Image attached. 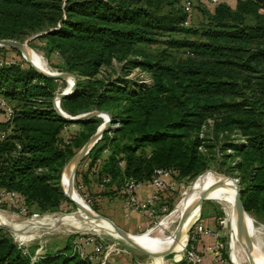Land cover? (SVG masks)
I'll list each match as a JSON object with an SVG mask.
<instances>
[{"label":"trees","instance_id":"16d2710c","mask_svg":"<svg viewBox=\"0 0 264 264\" xmlns=\"http://www.w3.org/2000/svg\"><path fill=\"white\" fill-rule=\"evenodd\" d=\"M178 2L0 0V39L20 40L43 32L33 39L42 41L46 54L58 57L60 71L76 77V88L60 100L61 109L70 115L94 109L111 115L110 128L79 164L77 182L87 186L89 177H94L99 186L109 178L99 192L108 196L121 194L128 177L150 181L155 168H169L188 183L205 170L207 152L216 150L223 156L217 170L238 179L245 211L264 218V0H236L234 8L217 2L206 27H187L195 35L202 33L205 41L168 42L188 49L192 57L173 63L129 59L138 55L141 46L156 43L159 33L189 25ZM7 50L17 52L0 47V52ZM5 59L0 58V97L17 106H10V122L4 120L5 110L0 107V132L11 125L10 132L0 138V188L15 191L28 213L29 206L39 213H52L60 210L62 202H71L60 181L64 165L101 120L66 121L52 103L64 81L39 74L24 65V59L8 64ZM114 60L148 70L152 84L132 89L96 78ZM234 66L245 77L259 72L258 68L261 71L257 89L239 102L231 97L236 83L225 79ZM209 118L213 125L204 129ZM70 124L79 128L63 138L61 133ZM234 130L244 136L243 141H234L230 135ZM158 193L160 205L172 209L173 201H162L169 196ZM160 208L158 212L164 213ZM93 244L103 246L98 240ZM82 248L92 253L91 243H83ZM103 252L82 258L67 243L32 259L34 250L24 252L11 236L0 234V264H98Z\"/></svg>","mask_w":264,"mask_h":264},{"label":"rangeland","instance_id":"374dc122","mask_svg":"<svg viewBox=\"0 0 264 264\" xmlns=\"http://www.w3.org/2000/svg\"><path fill=\"white\" fill-rule=\"evenodd\" d=\"M184 1L185 0H179L177 8H182L183 7L182 4ZM189 1L191 2V8H190L189 14L186 15L187 18H189V25H187L185 29L178 30L172 33H159V35H157L156 37L157 39L156 43L141 46L140 50L137 51L136 53L138 55L136 56L133 54L132 56L129 57V59H132V60L133 58L135 59L137 58L139 60L157 59L164 63H173L175 61H178L179 59L184 60L187 57L191 56V54L189 53L190 51L188 49L182 48V47L180 48L171 47L168 42L170 40H184V39L205 41L206 38L202 35V33L199 35H195L192 32H188L192 30H189V28L187 27H192L194 29H199V30H201L202 27H206L208 18L212 15L214 7L217 3H212L210 0H189ZM235 1L236 0H222V2L230 5L232 8H234L235 6ZM34 34L27 35L23 37L22 39H20L19 41L23 42L26 39H28L27 46L35 50L40 55H42L46 65L50 69H52L55 72L60 71L56 66L60 64L58 57L54 55L46 54L43 49L42 41H40L39 39L31 38ZM17 52L13 50H7L6 52H0V58L7 57V59L12 58L15 60L24 59L22 54L18 50ZM194 57L195 56H193V59L197 61V58H194ZM231 57H234L233 53L231 54ZM234 60L238 61V59H234ZM25 63L29 64L24 59V65ZM258 71L259 72L253 73L251 75H247L245 77L244 73L239 68L234 66L231 71L226 73L225 79L236 83V89L234 93L231 95L232 99H234V102L242 101L241 98L245 94L248 96L251 93V91L257 89L256 81H257V77L261 75L260 68H258ZM96 78L100 79L103 83H107V84H110L111 82H121L125 84L127 87H130L132 89L137 87L138 85L142 86V85L152 84V76L148 70H145L139 66H135L134 64L130 62L124 64L123 62H119L116 60L113 61L112 66L101 70L97 74ZM68 87H69V84H67L66 81H64V85L62 83H59L58 89L55 91L54 96L56 95V93L61 92L64 88H68ZM7 103L11 107L17 106L15 102L7 101ZM88 111H85V112H88ZM80 113H84V112H80ZM99 119L101 120L100 124H102L103 119L101 118ZM0 121H3L2 116L0 118ZM207 124H209V126ZM212 125H213V121L211 118H209L206 120V123L204 124L203 128L204 129L205 128L207 129L208 127L211 128ZM230 135L234 139V141H237V142H241L244 139V136L237 130L232 131ZM201 150L205 151L204 148H202ZM206 155H207L206 160L208 163L204 171L212 170L220 174L228 175L226 173H222L217 170L218 168L217 163L222 164L223 162V156L220 152H217L215 150V152L213 151V153L211 154L207 152ZM66 164L64 166H66ZM63 168L65 169V167ZM228 176L233 177L234 175H228ZM174 178L176 182L175 188L173 190L165 192L164 195H168L169 197L162 199V201L164 200L169 201V202L173 201L174 205L172 209L168 208L167 206L168 204L160 205V202H161L160 200L158 206L161 207L160 208L161 212H164V213H159L157 210V207H155L154 215L151 218H145L144 214L142 215V213L139 211H134L133 214L129 215L128 217H125L124 215H122V217L120 218L123 221H121L120 218H117L116 220L118 223H123L122 224L123 227L127 226L125 223L126 221L129 222V220L133 221L134 219L139 220V225H135L134 227H131L130 230L128 231L126 230V232H129L134 235L142 234L146 232L147 230H149L150 228L157 225L164 217L168 216L173 211V209L175 208L177 203L180 201L185 191H187L189 186L194 181L193 179V181H190L187 183L188 179L181 180V179H178V177H174ZM82 183L83 182H79V181L77 182V180L74 177V187L78 191V193L83 197V199L87 202V204L96 213H99L100 215L113 221L112 218H115L117 214L110 207L109 198L104 199L101 197H97V195L100 193L97 191L96 188L94 187L89 188V186H85L86 185L85 183L83 184ZM61 185H62V180H61ZM168 198H170V200H168ZM162 208H165V209L162 210ZM77 209L78 207H76L72 202L68 203L65 201L62 202L60 206V210L52 211V213H39L31 206H29V213L27 214L20 213L18 211V208L14 206H8V207L1 206L0 207V210H2L4 213L12 217L17 222L19 221L20 222L39 221L46 215H50L54 219L58 218L61 222H63L64 218L62 217V214H65V213L68 214L73 211H76ZM201 213H203V215L205 216H209V218L214 217L217 223L219 220L223 221V224H217L218 229L221 232L220 239L223 242V253L225 256L224 258L225 261L223 262V264H234L231 259V251H232L231 250L232 249L231 217L229 216V209H228L226 202L219 201L216 199L205 200L203 201L202 206H201ZM249 216L254 220L253 226H255V229H256L254 233L255 238L253 236V240L260 246L259 247L260 251L262 252V254H264V218L256 217L250 214ZM197 221H199V216H198ZM175 227H177V223L171 222L169 226L167 227V229H165L166 235H170L176 229ZM77 230L78 229H70L69 231H60V230H55V229L47 230L45 228H42V229H36V230L26 232V234L20 237L17 234L15 235L11 230L0 227V234L11 236L13 240H14V235H15L19 241L24 243L22 245H24L25 250H27L29 253H31L32 250H34L33 257L39 256L46 251L61 248L64 246V244H67V243H69L70 245L76 238H79L82 236L84 239L93 237L94 240H98L102 242L104 246L103 254L107 255V259L109 260L110 258H113L115 263L118 262L119 264H144L146 261L150 259V257L142 254L140 251L126 245L122 240L114 239L108 234H96L90 231H83V230L77 231ZM15 242L18 243L17 240ZM256 247L258 248L257 245ZM182 252H183V249L181 251H174L167 255H164L165 259L167 260V264L177 263V261L181 259ZM229 257L232 263L230 262Z\"/></svg>","mask_w":264,"mask_h":264},{"label":"bare ground","instance_id":"6f19581e","mask_svg":"<svg viewBox=\"0 0 264 264\" xmlns=\"http://www.w3.org/2000/svg\"><path fill=\"white\" fill-rule=\"evenodd\" d=\"M25 48L27 52V59L35 67L45 72H55L46 65L42 55L28 46ZM68 82H70L69 85H71V79H68ZM102 116L105 117V115ZM70 174L71 166H69V163H67L62 173V188L66 195L78 204V209L68 214H62V217L64 218L63 222H61L58 218H52L50 215L44 216L39 221L17 222L12 217L0 210V224L10 226L11 231L20 237L26 234V232L42 228L60 231L78 229L90 231L96 234L115 235L106 220L93 215L94 210L87 204V202L75 189L74 181L70 183ZM203 190H207V192L210 193L214 199L225 201L228 206L229 216L231 217V259L233 263L264 264V254H262L260 251V246L253 240L256 229L255 226L252 225L251 227L250 225V216L246 219L248 233H252V235L249 236L250 241H248L252 248L250 253L245 249L241 239V233L235 227L233 213L235 183L228 176H224L212 170H207L202 175H198L189 186L187 191H185L173 211L168 216L164 217L157 225L142 234L132 235H134L135 239L139 241L146 249L156 253L162 252L168 248H171V252L181 251L184 249L187 242L188 228L197 218V214H193L179 228L175 227L176 229H173L174 231H171L172 233L170 235H166L165 229H167L171 222H176L177 224L179 223L185 211L198 200V196ZM144 264H167V260L165 259L164 255L156 254L154 256H150V259Z\"/></svg>","mask_w":264,"mask_h":264},{"label":"built area","instance_id":"2783aa9c","mask_svg":"<svg viewBox=\"0 0 264 264\" xmlns=\"http://www.w3.org/2000/svg\"><path fill=\"white\" fill-rule=\"evenodd\" d=\"M212 3H217L222 0H210ZM184 11L189 14L190 8H191V2L189 0H185L182 4ZM185 24L189 23V18L184 22ZM5 64L8 63H14L15 60L5 59L3 61ZM2 62H0L1 64ZM0 107H2L5 110V116L4 120L9 121L11 120L13 110L10 107V105L7 103L5 99L0 97ZM11 125L6 129L0 132V138H4V136L10 132ZM104 152H107L106 149ZM97 162H99V159H97ZM122 165V162L119 163ZM88 165V162H84V166L86 167ZM175 173L172 169L169 168H155L150 180V183L154 186L155 191H153L148 197L145 199H139L135 196L134 191L137 187L140 186L141 182L135 181L132 177H128L124 180L120 192L124 195L125 201H124V210L125 215L128 216L130 213H133L134 211H139L144 215H148L149 217H153L155 212L156 203L159 200V191H162L163 193L168 192L170 190H173L175 188L176 182H175ZM109 181V178H104L101 183L99 184V187H104V184ZM0 206L2 207H8V206H14L18 208V211L22 214H27L28 209L27 206L23 203L22 199L19 197V195L12 190H7L4 188H0ZM165 208H162L164 210ZM218 224H223L222 220L218 221ZM208 237L210 239V242L206 244L205 248L207 252L211 253V259L215 261H221L224 262V253H223V242L221 241L220 232L217 229H213L209 226L203 225L199 221L195 220L191 228L188 232L187 242L183 249V254L181 259L177 261V263L174 264H203V256L201 253H199L196 249V242L200 237ZM18 241V246L22 247L24 249V252H26L23 242L19 241L16 236H14V241ZM86 243L92 244L93 250L91 254H87V252L82 248V244ZM94 238L89 237L84 239L82 236L79 238H76L72 242V249L74 252H77L80 257L82 258H92L93 256L96 257V254L101 253L104 251V246H101L99 244H93ZM35 257H32L34 259ZM108 260V261H107ZM116 264L113 260V258L107 259V255L103 254L101 258H99L98 264Z\"/></svg>","mask_w":264,"mask_h":264},{"label":"water","instance_id":"95a60500","mask_svg":"<svg viewBox=\"0 0 264 264\" xmlns=\"http://www.w3.org/2000/svg\"><path fill=\"white\" fill-rule=\"evenodd\" d=\"M42 33L43 32L36 33L31 38H34L38 35H41ZM27 42H28V39H26L23 42H21L19 40H15V39H0V47L13 48V49L18 50L22 54L23 58L30 64V66L33 67L39 74H41L45 77L64 80V81H66L67 84H69L68 79H71V85H69L68 89L64 88L61 92L56 93V95L54 96L52 103H53V107H54L55 111L63 119H65L66 121H70V122H78V121H81L84 119H88L90 117H99V118L103 119V123L97 127L95 132L87 139V141L83 144V146L68 161L69 166H71V174H70V179H69V181L71 183L74 181L76 170H77L79 164L81 163V161L83 160L84 156L90 151V149L94 146V144L101 138L102 134L110 128L112 118H111V115L107 111H102V110H97V109H94V110H91L88 112H84V113H80L77 115H70V114L66 113L65 111H63L60 107V100L62 98H64L65 96H67L68 94H70L76 88V77H75V75H73L72 73L67 72V71L45 72V71L35 67L27 59V52H26V48H25V47H27ZM102 115H105V117H103ZM205 172L206 171L202 172L200 175H202ZM214 172H216V171H214ZM222 175H224V174H222ZM224 176H228V175H224ZM228 177L235 183V196H234V200H233V213H234L235 227L241 233V239L243 241V245L245 246V249L250 253L252 248H251L250 244L248 243V241H250L249 236L252 235V233H250V234L248 233L247 226H246V223H247L246 219L249 218V214L245 211V209L243 208V205H242L240 185H239L238 179L235 177H231V176H228ZM60 181H61V179H60ZM63 193L76 207H78V204L74 200L69 198L65 192H63ZM211 199H214V197L211 196L210 193L207 192V190H203L199 194L198 200L189 209H187L185 211L184 215L182 216L179 223L177 224V228H179L181 225H183V223L187 219H189L193 214H197V218L195 219V220H197L198 216L200 214V211H201V206H202L203 201L211 200ZM93 215L100 217L109 223L111 229L115 233V235H110L111 237H113L114 239L122 240L129 247H132V248L140 251L142 254H144L148 257L154 256L156 254L167 255V254L171 253V248H168V249H166L162 252H158V253H156L154 251H150L149 249H146L139 241H137L135 239L134 235H132L131 233L126 232L125 230L121 229L112 220L100 215L99 213H96L95 211H93ZM253 222H254V220L250 217L251 227L253 225ZM191 225L188 228L187 232H189ZM0 227L11 230L10 226H7V225L0 224ZM229 259H230V257H229ZM230 262L232 263L231 259H230Z\"/></svg>","mask_w":264,"mask_h":264},{"label":"crops","instance_id":"0c3cea01","mask_svg":"<svg viewBox=\"0 0 264 264\" xmlns=\"http://www.w3.org/2000/svg\"><path fill=\"white\" fill-rule=\"evenodd\" d=\"M0 118H1V115H0ZM78 128H79L78 125L70 124L69 126H66L64 128L61 135L63 138H68V137H70L71 134H73L75 131H77ZM103 156H105V154ZM89 178H90V181L87 184V186H89V188L94 187L97 189L98 192H100L101 188L97 185V183H95L96 182V181H94L95 178L94 177H89ZM114 188L115 187H113L112 189H114ZM153 191H155V188L150 183V181H144V182H141L140 186L135 189L134 194L139 199H145ZM121 194L119 192L113 193V194L108 195V196H101L100 194H98L97 197H101L104 199L109 198V205L117 214V216L115 218H112L113 222L116 225H118L119 227H121V229L128 231V230H130L131 227H134L135 225H139V220L134 219L133 221L132 220H129V222L126 221L125 222L127 225L126 227L122 226L123 223L117 222L116 219L122 217V215H124L125 217H128L129 215L133 214V213H130L128 216L125 215V210H124L125 197ZM159 201H160V199H159ZM159 201L156 203L157 210L159 209V207H158ZM144 217L145 218H151L148 215H144ZM121 221H123V220L121 219ZM199 222L202 223L203 225L209 226V227H211L213 229H217L219 231L218 225H217L218 223L215 221V218L214 217L209 218V216L203 215V213H201V211H200V215H199ZM209 242H210V239L208 237L203 236V237H200L198 239V241L196 242V245H195L197 251L199 253H201V255L203 256V264H223V262H221V261H215V260L211 259V253L207 252V250L205 248L206 244Z\"/></svg>","mask_w":264,"mask_h":264}]
</instances>
